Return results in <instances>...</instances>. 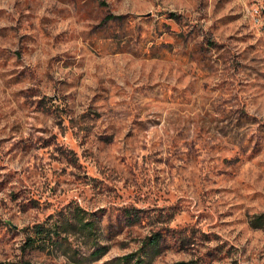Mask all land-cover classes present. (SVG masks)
Here are the masks:
<instances>
[{
  "label": "rangeland",
  "instance_id": "rangeland-1",
  "mask_svg": "<svg viewBox=\"0 0 264 264\" xmlns=\"http://www.w3.org/2000/svg\"><path fill=\"white\" fill-rule=\"evenodd\" d=\"M262 215L264 0H0V264H264Z\"/></svg>",
  "mask_w": 264,
  "mask_h": 264
},
{
  "label": "trees",
  "instance_id": "trees-1",
  "mask_svg": "<svg viewBox=\"0 0 264 264\" xmlns=\"http://www.w3.org/2000/svg\"><path fill=\"white\" fill-rule=\"evenodd\" d=\"M75 224L68 221L67 226H73L79 228L82 233L85 235L86 239L96 241L97 239V225L93 220H86L84 214L81 211H77L75 213ZM253 227L256 229L264 230V215L256 218L255 222H253ZM58 231L57 229L46 228L45 226L39 225L37 226V231L34 236H31L28 239V246L30 249H44V247H49L53 250L59 248L58 244ZM146 248L143 250V256L137 259L134 264H152L155 256L159 253V240L151 239L145 246ZM108 248L105 247H97V249L91 254L92 259H96V257L102 256ZM75 254V252H74ZM134 256H126L121 258L119 261L122 263L128 264L134 260ZM75 259V258H74ZM147 259V260H146ZM183 264V263H178Z\"/></svg>",
  "mask_w": 264,
  "mask_h": 264
}]
</instances>
